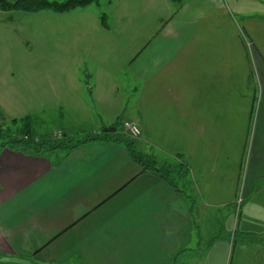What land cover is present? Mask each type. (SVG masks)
Listing matches in <instances>:
<instances>
[{
	"label": "crops",
	"instance_id": "1",
	"mask_svg": "<svg viewBox=\"0 0 264 264\" xmlns=\"http://www.w3.org/2000/svg\"><path fill=\"white\" fill-rule=\"evenodd\" d=\"M117 1L76 19L93 132L136 125L183 192L119 145L0 150V264H227L239 197L264 194V0Z\"/></svg>",
	"mask_w": 264,
	"mask_h": 264
},
{
	"label": "rangeland",
	"instance_id": "2",
	"mask_svg": "<svg viewBox=\"0 0 264 264\" xmlns=\"http://www.w3.org/2000/svg\"><path fill=\"white\" fill-rule=\"evenodd\" d=\"M120 7L124 6L117 0H99L86 9L65 14L0 11V113L5 127L13 119L32 116L38 119L35 127L40 135H53L57 139L62 133L73 136L100 131L93 132L97 121L87 96V86L94 84L96 72L92 70V81L88 79L78 59L76 19L86 16L84 11H91L99 18L105 15L108 19ZM122 128L123 123L118 126L119 131ZM236 208H239L237 213ZM236 208L231 235L239 230L240 222L242 228L255 233L258 240L257 244L230 240L227 264H262L264 194L249 196L240 205L237 202ZM204 259L199 254L197 264H202Z\"/></svg>",
	"mask_w": 264,
	"mask_h": 264
},
{
	"label": "trees",
	"instance_id": "3",
	"mask_svg": "<svg viewBox=\"0 0 264 264\" xmlns=\"http://www.w3.org/2000/svg\"><path fill=\"white\" fill-rule=\"evenodd\" d=\"M169 1L175 5H181L186 0ZM98 2L99 0H16L15 2L0 0V11L25 13L52 11L65 14L78 9H85L91 5L98 4ZM100 19L103 26L107 27V17L103 15ZM37 121L38 119L35 117L26 116L21 119H13L8 127H5V119L0 113V150H10L44 157L56 152H69L90 144L119 145L125 148L131 160L141 167L143 173L155 175L175 191L183 192L179 189L178 182L184 181L189 174V168L186 163L182 161L180 163L161 162L153 155L143 154L138 148L137 140L126 133L124 125L122 130L119 131L118 126L122 124L120 119L112 126V128L116 129L115 133H104V128H102L97 133H84L73 136L62 133L59 139L53 135H40L35 127ZM190 203L192 212L194 202L191 201ZM223 233L222 229H220L219 233L209 242V247L218 240H225V237H223L225 234ZM228 239L233 242L241 239L249 244H257L258 240L255 234L246 232H235L229 235ZM198 240V246H200V233H198Z\"/></svg>",
	"mask_w": 264,
	"mask_h": 264
},
{
	"label": "built area",
	"instance_id": "4",
	"mask_svg": "<svg viewBox=\"0 0 264 264\" xmlns=\"http://www.w3.org/2000/svg\"><path fill=\"white\" fill-rule=\"evenodd\" d=\"M123 125H124V128H125L126 133L130 137H132L134 139H137V138L140 137V135H141L140 134V130H139V128L136 125L131 124V123H125ZM237 202L240 205V203L242 202V200H238Z\"/></svg>",
	"mask_w": 264,
	"mask_h": 264
},
{
	"label": "water",
	"instance_id": "5",
	"mask_svg": "<svg viewBox=\"0 0 264 264\" xmlns=\"http://www.w3.org/2000/svg\"><path fill=\"white\" fill-rule=\"evenodd\" d=\"M103 132L104 133H115L116 132V129L115 128H112V127L104 128L103 129Z\"/></svg>",
	"mask_w": 264,
	"mask_h": 264
}]
</instances>
